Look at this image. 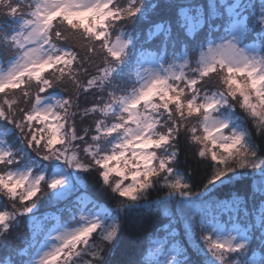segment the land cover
Instances as JSON below:
<instances>
[{"label": "snow or ice", "instance_id": "snow-or-ice-1", "mask_svg": "<svg viewBox=\"0 0 264 264\" xmlns=\"http://www.w3.org/2000/svg\"><path fill=\"white\" fill-rule=\"evenodd\" d=\"M0 201V264H264V0H0Z\"/></svg>", "mask_w": 264, "mask_h": 264}, {"label": "trees", "instance_id": "trees-1", "mask_svg": "<svg viewBox=\"0 0 264 264\" xmlns=\"http://www.w3.org/2000/svg\"><path fill=\"white\" fill-rule=\"evenodd\" d=\"M166 2H167V0H146V3L158 4V5H162V4L166 3ZM175 2L179 3V2H181V0H175ZM253 2L256 3L257 5L259 4V0H253ZM165 16H166V14L160 8H157L154 12H152L150 14V18L152 20H154V21H158V20H160L161 18H163ZM148 26H149L148 22L145 21L144 25H143L144 29L146 30ZM89 194L94 196V197H96V198H99V194L97 192V188H96L95 185H92V184L89 185ZM2 203L3 202L0 201V204H2ZM110 206H112V205L110 204ZM61 207H63V205H61ZM250 207H251V205H250ZM49 209H50L49 207H46V206L42 205L41 208H40V213L41 214H52V213H48ZM54 211L56 212V209ZM21 219H22L21 228L13 231V233H12L13 237L17 234V232H26L28 230L27 228L24 227L23 218H21ZM150 230H151V228L148 227V228H146L145 232H141V233L137 234L135 245H134V249H130V251L139 252L146 246L144 237L146 235V232L150 231ZM128 240H129V234L125 233L124 241L122 242V245H121L122 248L125 247L128 244ZM9 243L12 244L13 241L10 239ZM118 255H119V252H118Z\"/></svg>", "mask_w": 264, "mask_h": 264}, {"label": "rangeland", "instance_id": "rangeland-1", "mask_svg": "<svg viewBox=\"0 0 264 264\" xmlns=\"http://www.w3.org/2000/svg\"><path fill=\"white\" fill-rule=\"evenodd\" d=\"M60 207H61V205H60ZM53 212H54L53 208H50L48 210V213H53ZM8 254H9V252H8L7 248H3V247L0 248V259L5 258ZM13 258L15 259L16 257H13Z\"/></svg>", "mask_w": 264, "mask_h": 264}]
</instances>
